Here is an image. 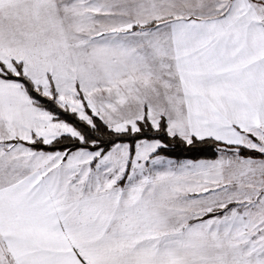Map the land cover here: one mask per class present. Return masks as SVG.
<instances>
[{"label":"snow or ice","instance_id":"obj_1","mask_svg":"<svg viewBox=\"0 0 264 264\" xmlns=\"http://www.w3.org/2000/svg\"><path fill=\"white\" fill-rule=\"evenodd\" d=\"M0 264H264V0H0Z\"/></svg>","mask_w":264,"mask_h":264}]
</instances>
